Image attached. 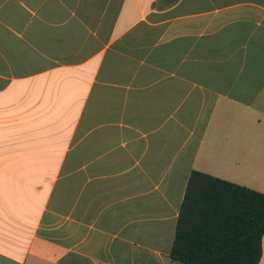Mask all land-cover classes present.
Segmentation results:
<instances>
[{"label": "crops", "instance_id": "0c3cea01", "mask_svg": "<svg viewBox=\"0 0 264 264\" xmlns=\"http://www.w3.org/2000/svg\"><path fill=\"white\" fill-rule=\"evenodd\" d=\"M192 172L264 194V0H0V264H181Z\"/></svg>", "mask_w": 264, "mask_h": 264}, {"label": "trees", "instance_id": "16d2710c", "mask_svg": "<svg viewBox=\"0 0 264 264\" xmlns=\"http://www.w3.org/2000/svg\"><path fill=\"white\" fill-rule=\"evenodd\" d=\"M263 235V193L192 172L169 257L181 264H258Z\"/></svg>", "mask_w": 264, "mask_h": 264}]
</instances>
